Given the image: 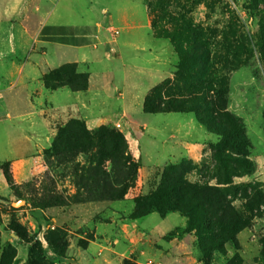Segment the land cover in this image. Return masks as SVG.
<instances>
[{"label": "rangeland", "instance_id": "374dc122", "mask_svg": "<svg viewBox=\"0 0 264 264\" xmlns=\"http://www.w3.org/2000/svg\"><path fill=\"white\" fill-rule=\"evenodd\" d=\"M43 2L0 0V105L3 106H0V256L3 248L10 244L16 249L14 264L25 263L32 241L17 236L11 227L18 223L25 227L28 237L35 236L41 242L45 256L53 264H71L66 257L74 258L75 249H82L95 239L96 224L112 222L113 226L105 229V240L98 241L119 246L117 255L122 264H203L197 238L193 231L184 229L186 224L164 233L143 230L133 224V229L123 226L135 219L129 217L133 210L129 211V204L134 206V197L155 189L166 165L190 161L194 168L186 173L188 180L200 182L209 178L210 144L216 142L218 136L207 130L193 111L152 113L143 109V100L149 91L173 75L178 55L172 43L161 37L168 44L167 72L156 81H146L148 88L135 93L136 101L129 105L128 112L121 110L118 97L121 90L114 87L115 78L108 73L107 67L98 74L101 82L95 95L88 92L86 102L81 103L83 96L80 94L87 89L90 65L88 71H80L74 62L62 63L38 75L34 86L27 89L28 102L32 104L24 106L26 92L16 82V65L25 61L30 52L28 49L26 54L23 53L21 47L28 46L41 23V20H34V14L38 11L35 5ZM144 2L150 21L154 20L156 25L172 30L181 20H190L205 28L211 54L221 58L228 56L229 60L232 54H239L235 67L223 59L216 65L218 72L227 76V109L243 125L250 140L249 157L255 162L254 172L234 177L232 187L258 181L264 192V70L256 47L260 24L264 21V0ZM110 60V67L114 68V57ZM38 61L36 58L32 63L38 64ZM39 83L44 97L37 101L33 96L39 95ZM61 86H66L72 97L59 103L48 101L46 92ZM182 86L183 83L176 82L172 86L174 93ZM25 108L29 111L35 109L38 114L51 118L54 114L52 137L49 144L43 145L38 152L39 164L35 161L37 156L32 154L31 139L24 135L35 133L32 127L36 124H47L40 119L37 123L26 120L22 115ZM96 117H99L98 121H90ZM101 126L121 133L126 153L137 164L135 180L121 199H96L95 189L84 185V182L91 183L87 179L91 170L97 172L95 179L102 176L100 168H105L111 176L109 179H114L110 171L112 162L97 153L96 138L88 147L78 136L79 128L94 132ZM184 141L204 143L195 160L185 155ZM83 147L84 151L81 150ZM156 155L161 156L158 162L154 160ZM244 202L241 197L233 201L242 213L249 214ZM254 212L249 227L237 234L238 247L227 244L226 255H217L212 264H224L235 254L239 256L238 264H264V255L260 253L264 237V199ZM54 228L65 233L67 247L61 257L50 249L45 239L48 229ZM173 236L184 238L187 246L173 247L170 241ZM113 254L116 255L114 251Z\"/></svg>", "mask_w": 264, "mask_h": 264}, {"label": "trees", "instance_id": "16d2710c", "mask_svg": "<svg viewBox=\"0 0 264 264\" xmlns=\"http://www.w3.org/2000/svg\"><path fill=\"white\" fill-rule=\"evenodd\" d=\"M260 25L256 47L264 70V21ZM151 28L155 36L170 40L178 55V62L172 77L155 85L144 97V111H193L205 128L218 136V140L210 144L212 162L207 180H188L186 173L194 168L190 161L166 165L155 189L134 197L129 217L139 218L153 211L160 215L178 211L186 217L184 229L193 231L197 238L202 263L212 264L217 255H226L227 244L238 247L237 234L249 227L251 217L255 215L254 209L264 199L258 181L232 187L234 177L254 172L255 162L249 157L250 140L243 125L227 109V76L219 73L216 65L223 59L235 67L239 54H232L231 60L228 56L221 58L211 54L205 28L194 25L190 20H181L172 30L156 25L152 20ZM176 82L183 83V86L174 93L172 86ZM78 136L83 138L88 147L92 146V140L96 138L97 153L112 162L110 171L114 177L113 180L109 179V172L100 168L102 176L97 180V172L91 170L87 176L91 183L84 182V185L95 189L96 199H121L137 173V164L126 153L121 133L106 126L94 132L82 127L79 128ZM211 179L215 182L211 183ZM238 197L245 200L244 206L249 214L242 213L234 205L233 201ZM11 228L21 239L32 241L25 263L17 264H53L45 256L41 242L35 236H27L25 227L13 223ZM45 239L57 256H64L67 242L63 230L48 229ZM260 253L264 255V237L261 239ZM15 255L16 249L7 244L2 250L0 264H14ZM238 260L239 256L235 254L226 259L224 264H238Z\"/></svg>", "mask_w": 264, "mask_h": 264}, {"label": "crops", "instance_id": "0c3cea01", "mask_svg": "<svg viewBox=\"0 0 264 264\" xmlns=\"http://www.w3.org/2000/svg\"><path fill=\"white\" fill-rule=\"evenodd\" d=\"M35 7L38 11L34 14V20H41V23L36 33L29 39L28 46L21 47L25 54L30 49L25 61L22 60L16 65L18 72L16 82L20 89L26 92L23 95L24 106L32 104L31 101L28 102L30 98L27 92L34 86L33 82L37 80L38 75L41 76L45 70L65 62H74L80 71H88L87 66L90 65L87 89L83 94L80 92V96H83V99H80L81 103L86 102L88 92L95 95L94 92L101 82L98 74L101 69L106 70L107 67L108 73L115 78L114 87L121 90L118 102L123 112H128L129 105L136 101L137 93L148 88L149 85L145 84L148 79L156 81L167 72L168 44L165 39L153 34L144 0H44L43 4ZM111 28H116L118 33H112ZM112 57L116 62L114 68L110 67ZM36 58L39 59V63L33 64ZM38 85L39 95L33 96L37 101L44 97L43 87L40 83ZM46 94L48 101L52 103L56 101L59 103L72 97V92L66 86L50 89ZM0 106L3 107L2 104ZM38 113L35 109L29 111L27 108L22 112L26 120L38 122L40 119L47 124V126L36 124L32 127V130H36L35 133L24 135L32 141V154L37 156L35 159L37 164L38 152L43 145L50 142L53 130L51 123L55 120L54 114L51 118ZM84 118L88 120V117ZM94 120L98 121L99 117L90 119ZM203 144L184 141L182 147H187L184 148L185 155L195 160L194 157L201 154ZM167 157L169 158V154ZM160 158V155H156L155 162ZM132 208L133 204H129V211ZM132 224L143 230L164 233L177 227H184L186 219L176 211H169L164 215L153 211L123 226L132 228ZM111 226L112 222H98L95 226V239L82 249H75L74 258L66 259H70L71 264H122L117 255L119 246H110L98 241L105 240V229ZM170 241L176 249L187 246L184 238L173 236Z\"/></svg>", "mask_w": 264, "mask_h": 264}, {"label": "built area", "instance_id": "2783aa9c", "mask_svg": "<svg viewBox=\"0 0 264 264\" xmlns=\"http://www.w3.org/2000/svg\"><path fill=\"white\" fill-rule=\"evenodd\" d=\"M110 31L114 34H117L118 33V30L116 28H111Z\"/></svg>", "mask_w": 264, "mask_h": 264}]
</instances>
